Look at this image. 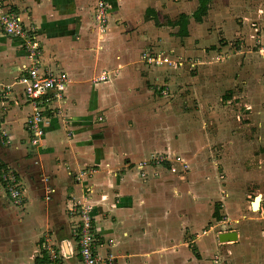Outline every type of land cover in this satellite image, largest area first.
I'll list each match as a JSON object with an SVG mask.
<instances>
[{"label": "crops", "instance_id": "0c3cea01", "mask_svg": "<svg viewBox=\"0 0 264 264\" xmlns=\"http://www.w3.org/2000/svg\"><path fill=\"white\" fill-rule=\"evenodd\" d=\"M7 1L37 25L42 64L66 71L69 81L37 145L23 126L30 107L20 87L4 97L0 92V127L11 139L8 145L0 139V167H10L25 191L24 203L16 205L0 179V264H51V253L70 249L64 263L81 264L69 207L84 195L97 253L111 256L112 264H214L215 255L218 264H264V200L256 193L264 177V137L257 136L264 132V0H212L216 21L210 26L224 38V45L212 38L214 61L225 57L220 69H237L231 78L247 101L244 113L263 119L221 116L216 138L197 129L206 122H195L191 108L167 97L181 69L188 74L200 67L186 75L190 81L204 74L210 8L200 21L190 17L182 35L173 14L165 20L159 12L160 0H105L109 24L100 33L92 17L98 0ZM150 49L178 65L147 63L141 53ZM26 62L21 41L0 34V89ZM101 74L106 78L97 80ZM220 83L226 84L224 76ZM210 101L204 94L196 113ZM221 107L211 109L222 113ZM240 127L248 135L242 137ZM156 152L180 155L185 167L148 166L141 176L136 162ZM251 194L260 197L256 209L253 199L247 205ZM226 210L234 225L228 230L222 228Z\"/></svg>", "mask_w": 264, "mask_h": 264}, {"label": "built area", "instance_id": "2783aa9c", "mask_svg": "<svg viewBox=\"0 0 264 264\" xmlns=\"http://www.w3.org/2000/svg\"><path fill=\"white\" fill-rule=\"evenodd\" d=\"M109 6L104 0H98L93 9L92 17L100 33L108 28ZM0 34L15 38L21 41L27 62L23 64L17 77L9 83L3 84L0 92L4 97L10 89L17 84L25 99L27 100L30 112L24 118L23 126L29 132L30 144L37 145L44 133V128L50 123V118L55 112H59V107L64 99V90L68 84L69 77L66 71L56 69L42 64L40 55L42 46L39 39L37 25L32 22H25L21 17L20 9L17 4L7 0H0ZM264 49V47L262 46ZM262 51V49H261ZM141 57L149 64L157 66L173 67L178 62L170 58L164 52L144 50ZM218 57L217 60H221ZM194 63H189V68H193ZM105 74H101L97 80H104ZM99 119H101L99 117ZM0 139L9 143V133L4 127H0ZM175 170L178 166L185 167V162L180 155H167L164 152L150 154L146 159L136 162L141 176L146 175L145 168L148 166H166ZM5 171V172H4ZM82 173H86V170ZM0 179L4 185L5 196L14 204L24 203V189L15 175L3 170ZM87 196L74 199L69 207L71 216L77 219L74 225L73 238L77 246V254L81 264H112L111 256L102 257L96 250V230L93 224L92 208L86 201ZM72 253L66 254L64 250L59 253H51V264H65L64 258ZM218 256L212 259L214 264H218Z\"/></svg>", "mask_w": 264, "mask_h": 264}, {"label": "rangeland", "instance_id": "374dc122", "mask_svg": "<svg viewBox=\"0 0 264 264\" xmlns=\"http://www.w3.org/2000/svg\"><path fill=\"white\" fill-rule=\"evenodd\" d=\"M138 1V0H137ZM161 1V6L159 9V12L161 14H164L162 16H165V20H171L168 18L169 14L171 13V15L173 14V20H176L178 15L180 14L179 11L181 12L182 10L184 11H189L187 14H191V12L193 10H195V8L198 5V0H160ZM166 8V9H163ZM216 7H217V3L216 1H210L209 2V6L208 8L211 9L210 15H207V19H209L208 23H205L206 26L207 25H211L212 23L210 22V20L216 21V17L215 15L212 16V14H215L216 12ZM109 19V18H108ZM195 21V20H194ZM109 24V23H108ZM195 26L193 24V29H195ZM216 26H210L208 28L209 32L211 33L209 40H207V42L210 45H206V46H201L202 50L204 51L202 55V59H206L207 64L205 66H203L204 69V74L202 76L197 77L195 80H189L188 75L191 71H188V74L185 72V69H181L177 74H175V72H172L173 74H175V77L173 79V81L171 82V89L169 90V93H167V96L169 98V100H171L172 102L176 103L179 107H181L183 110L186 111H190V108L192 110V119L196 122V121H205L206 125L204 124V127H199L197 128L198 130H202V132L204 133V136L210 135V137H218L217 134V123L216 121L220 120L222 117H224L225 121H229L231 122L233 119L239 121V119H237V115L240 117V121L242 123H245L243 121L242 118H245L244 120H248V121H252V120H257L259 123L261 121H263L262 116L260 115H252V114H248V113H244L245 108H246V103L247 101L241 100V97H238V88H239V83L236 82L234 79H232L231 77H234V73H237V69H235L234 67H232V65L227 66V71L226 68L220 69V65L221 63H223V61L225 60H219V61H214L215 60V56L218 54L216 53V48L217 45H211L213 42V37L215 36H219V40L221 43H219L220 45H224L223 40L224 38L220 35L221 32H217L216 31ZM217 32V33H215ZM195 37V36H194ZM234 40H238V39H230L229 42H233ZM244 42V40H242ZM234 43V42H233ZM231 44V48H233L235 46V44ZM240 45V44H239ZM216 47V48H215ZM215 48V55L214 52L212 53L211 50ZM205 53V54H204ZM229 53V52H228ZM226 62V61H224ZM200 66V65H199ZM198 70L200 71V67L199 69L196 68V70L193 71V75H197L198 74ZM224 76V78H226V84L221 85L220 83V78ZM203 86V87H202ZM229 92V93H228ZM161 94V93H160ZM204 94H208V96L210 98H212V101H210V103H207V105H203L204 108L206 109L205 112L203 113H196L195 111V107L199 106V103L201 101V97ZM163 95V94H161ZM217 97H221V99L217 98ZM217 99V101H216ZM211 106H209V105ZM214 106H225V107H221L224 108V112L219 113L216 111H213ZM209 107V110H207ZM222 116V117H221ZM249 116V117H246ZM192 128H194V130L196 129L195 125H192ZM241 129H239L241 136L243 137L244 135H248V128L244 129L242 127H240ZM26 130V129H25ZM27 131V130H26ZM196 131V130H195ZM231 132V129L229 130ZM27 133L29 134V132L27 131ZM257 136H261L264 137V132L260 131V134H258ZM10 139V137H9ZM28 141L30 142V135L28 138ZM3 144H10L11 139L9 141V143L3 142L1 141ZM262 149L264 147H261ZM2 167V168H1ZM1 172L3 170L6 169V171H10V172H14L10 167L8 166H1ZM5 172V171H4ZM15 173V172H14ZM82 173V172H81ZM86 173H88V170H86ZM18 182H20V184L23 186L22 181L18 178H16ZM226 178H224L225 180ZM1 182V181H0ZM2 183V182H1ZM259 187H262L260 189V191H256V193L262 194V198L264 200V177L262 178V182L259 184ZM3 186V185H2ZM223 186H227V182L223 183ZM24 189V186L22 187ZM226 189V188H225ZM229 190L228 187L226 189V191ZM5 193V190H4ZM227 193V192H226ZM254 194H251L250 197L246 198L248 201L249 205V201L253 199ZM23 198H25V191L23 193ZM223 207V206H221ZM229 211L226 210V213H224V225L222 226L223 229H232V227L234 225H231L229 223H227V219H232L231 217H229ZM245 213H247V210H245ZM254 214H249L248 216H252ZM247 216V215H246ZM262 229V228H261ZM215 257V256H214ZM244 260V259H243Z\"/></svg>", "mask_w": 264, "mask_h": 264}, {"label": "trees", "instance_id": "16d2710c", "mask_svg": "<svg viewBox=\"0 0 264 264\" xmlns=\"http://www.w3.org/2000/svg\"><path fill=\"white\" fill-rule=\"evenodd\" d=\"M105 1V0H104ZM211 0H198V5L195 8V10H193V12L188 15L186 13H180L177 17L176 20L172 21L173 25H178L180 28V32L182 35H187L188 31H187V24L189 21V18L192 17L195 21H200L201 20V16L204 14V12L208 9V5L209 2ZM150 9L147 10V12L149 13ZM153 18L156 19V16L154 14ZM214 216H219V214L217 213V211H214ZM39 263H44V261H40L37 260Z\"/></svg>", "mask_w": 264, "mask_h": 264}, {"label": "water", "instance_id": "95a60500", "mask_svg": "<svg viewBox=\"0 0 264 264\" xmlns=\"http://www.w3.org/2000/svg\"><path fill=\"white\" fill-rule=\"evenodd\" d=\"M259 203H260V197L259 196H256L253 201H252V207L253 208H258L259 206ZM223 240H226V239H223Z\"/></svg>", "mask_w": 264, "mask_h": 264}]
</instances>
